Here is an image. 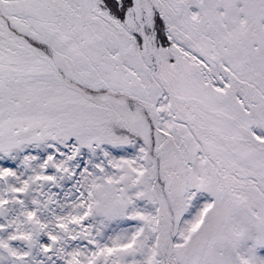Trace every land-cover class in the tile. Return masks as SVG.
<instances>
[{
	"label": "snow or ice",
	"instance_id": "6c2138e0",
	"mask_svg": "<svg viewBox=\"0 0 264 264\" xmlns=\"http://www.w3.org/2000/svg\"><path fill=\"white\" fill-rule=\"evenodd\" d=\"M0 264H264V0H0Z\"/></svg>",
	"mask_w": 264,
	"mask_h": 264
}]
</instances>
